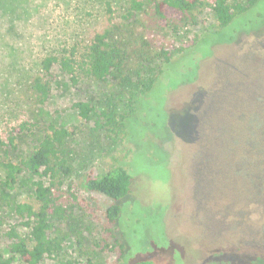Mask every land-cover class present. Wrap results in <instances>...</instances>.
<instances>
[{
	"label": "trees",
	"instance_id": "1",
	"mask_svg": "<svg viewBox=\"0 0 264 264\" xmlns=\"http://www.w3.org/2000/svg\"><path fill=\"white\" fill-rule=\"evenodd\" d=\"M260 1L127 0L122 12L107 2L90 27L41 59L38 70L27 82L28 101L32 106H43L48 101L55 67L66 75L73 88L90 81H110L114 88L124 92V98L119 100L120 108L97 110L89 101L74 102L72 108L82 122H92V130L110 145L122 147L127 160L110 172L87 174L76 182L72 164L74 151L70 147L76 128L50 123L37 145L18 163L0 161L3 172L0 197L2 190L14 189L21 173L27 172L35 178L32 200L14 204L13 212L19 222L10 225L4 233L9 241V254L5 257L0 252V264H14L15 260L20 264H40L44 259L58 264H94L90 258L77 261L61 257L66 242L81 233L77 213L96 205L92 198L82 196L88 193L100 194L112 201L104 212L99 237L93 247L114 255V264H153L149 259H132L135 252L144 254L153 247L163 248L169 243L165 236L163 208L143 206L145 213L137 226L146 225L147 228L146 236L140 238L130 230L132 208L120 203L131 190L133 176L139 172L136 164H161L166 169L169 163V155L163 148L168 140L167 115L163 103L155 98L152 100V91L165 84L170 76L167 75L169 69L176 72L174 77L184 75L191 55L197 52L209 55L216 47H222L215 41L230 43L236 38V41L252 38L263 17L255 7ZM14 4L15 0H0V18H5L7 23L20 17L14 13ZM202 11L210 12L215 29L204 28L199 34H191L183 44L175 45L169 34L178 35L187 31V27H195ZM250 18H254L253 24ZM220 33L225 34L224 38H219ZM251 47L247 55L237 57L238 63L248 57V72L234 102L216 103L213 108L223 115L214 120L202 117L205 128H198L197 138L203 140L200 158L204 161L206 176H211L212 171L228 182L231 164H235L237 170H231L233 178L240 183V180L249 179L248 188L254 199H248L249 212H264V203L257 200L264 195V51L257 52L264 49V39ZM178 60L181 64L175 67ZM199 69L198 65L197 72ZM204 100H201L203 112L207 105L210 106V102ZM197 108H193L195 114L199 111ZM195 114L186 119L189 134L197 133L198 116ZM213 125L216 138L220 140L216 142L217 167L214 169L209 166L215 152L211 149ZM34 127L35 123L23 119L0 130V151L15 149L17 135L32 132ZM200 166L203 169L204 165ZM240 197L242 199V195ZM21 229L25 233L22 234ZM131 235L139 249L133 247ZM76 241L80 243L78 236ZM252 264H264V253L255 256Z\"/></svg>",
	"mask_w": 264,
	"mask_h": 264
},
{
	"label": "rangeland",
	"instance_id": "2",
	"mask_svg": "<svg viewBox=\"0 0 264 264\" xmlns=\"http://www.w3.org/2000/svg\"><path fill=\"white\" fill-rule=\"evenodd\" d=\"M15 2L13 10L20 17L8 23L5 18H0V130L16 125L23 119L35 123V127L32 132L17 135L15 149L1 150L0 161L18 163L33 150L45 134L47 125L52 123L58 127L76 128L70 141V147L74 151L72 164L76 182L87 174L110 172L121 161L127 160L125 151L120 146L110 145L94 132L92 122H82L72 104L89 101L97 110L114 106L120 108L119 100L124 98V92L114 88L110 81H90L73 88L66 75L55 67L52 70L54 80L48 101L43 106H32L28 101L27 82L38 70L40 61L46 54L56 50L61 44L71 42L96 21L105 3L109 2L118 12H122L127 0ZM255 7L263 17L252 38L239 41L236 38L230 43L224 42L226 40L215 41V44L219 43L224 48L216 47L214 53H208L212 56L206 55L207 52L191 55L185 65L187 72L184 75L174 77L177 76L176 72L169 69L167 75L170 76L165 84L156 86L152 91V100L163 103L167 115L168 140L163 148L169 155V163L166 169L161 164H136L139 172L133 176L131 190L120 203H126L127 208H132L130 230L135 231L140 238L146 236L147 226H137L140 216L145 213L144 207H162L165 236L169 243L163 248L153 247L144 254L135 252L133 261L142 258L151 260L153 264H252L255 256L264 253V212L248 210V199H253L251 188H248L249 179L242 181L238 178L240 183L233 178L231 170H237L235 164H231L228 179L225 177L228 182L212 174V171L211 176H206L205 164L200 158L203 140L197 138L200 131L198 128H205L202 117L214 120L223 115V112H218L220 110L213 106L216 103H233L246 79L248 57L242 58L239 63L237 57L247 55L252 51V44L264 39V0ZM249 20L251 24L255 21L254 18ZM204 28L215 29V22L209 11H202L198 15L195 27H187V31L183 30L178 35L169 34L168 38L175 45H180L191 34H199ZM224 35L218 34L220 39ZM261 51L264 49L257 52ZM179 64L181 60L174 65L178 67ZM236 67L240 68L236 71ZM203 99L210 102L204 112L201 111ZM195 107H199L197 114L193 110ZM193 114L198 116V120L194 119L197 120V133L189 134L188 124L185 123ZM210 131L213 139L211 149L215 152L209 166L214 169L217 167L214 159L216 142L220 143V140L216 138L214 125ZM200 164L204 165L203 169ZM2 179L3 172L0 168V180ZM34 180V177L23 172L18 176L13 190H2L0 252L5 257L9 254V241L4 233L10 225L19 222L13 212L14 204L32 200ZM82 196L92 198L96 205L77 213L81 233L66 242L61 257L77 261L90 258L94 264H114V255L99 252L93 247L94 241L99 237L104 212L112 201L100 194L88 193ZM257 200L264 203V195ZM20 232L25 233L22 229ZM131 243L135 249H139L136 239L132 240V235ZM14 264L20 263L15 260ZM40 264L58 262L44 259Z\"/></svg>",
	"mask_w": 264,
	"mask_h": 264
}]
</instances>
